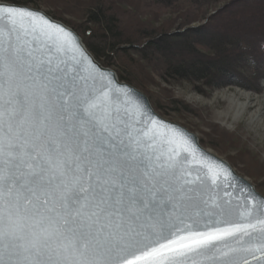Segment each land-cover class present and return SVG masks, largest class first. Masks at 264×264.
<instances>
[{"label":"snow or ice","instance_id":"obj_1","mask_svg":"<svg viewBox=\"0 0 264 264\" xmlns=\"http://www.w3.org/2000/svg\"><path fill=\"white\" fill-rule=\"evenodd\" d=\"M0 20L9 25L7 38L0 29V264H248L235 254L264 255V197L241 189L234 204L194 186L181 155L195 154L189 138L166 130L157 151L158 133L136 127L146 109L112 86L69 29L3 4ZM209 172L215 183V166ZM229 239L238 246L220 245Z\"/></svg>","mask_w":264,"mask_h":264},{"label":"trees","instance_id":"obj_2","mask_svg":"<svg viewBox=\"0 0 264 264\" xmlns=\"http://www.w3.org/2000/svg\"><path fill=\"white\" fill-rule=\"evenodd\" d=\"M0 1L42 2L49 15L77 31L98 62L148 94L156 76L199 91L239 86L260 92L264 0ZM196 20L206 22L187 27ZM164 92L151 99L159 113L193 114L186 101Z\"/></svg>","mask_w":264,"mask_h":264},{"label":"rangeland","instance_id":"obj_3","mask_svg":"<svg viewBox=\"0 0 264 264\" xmlns=\"http://www.w3.org/2000/svg\"><path fill=\"white\" fill-rule=\"evenodd\" d=\"M27 6L46 13L52 11L39 1L37 4L30 3ZM166 14L164 16H169ZM64 17L72 19L71 16ZM203 22L206 20L191 21L187 27L198 26ZM109 68L117 72L116 68L111 66ZM259 73L264 75L261 70ZM154 81L157 83L149 88V94L132 85L144 92L150 101L152 95L157 96L161 91H166L164 93L167 95L186 101L193 114L171 111L170 114L163 113V116L197 134L200 143L205 148L207 147L215 155L218 154L229 161L238 173L247 177L258 191L264 194V78L258 82V87H260L258 93L254 89L239 86H225L214 91H199L193 84L186 81H169L158 76ZM236 89L252 93L249 98L250 102L240 111V114H237L238 105L233 104L227 94L229 91L235 92ZM154 108L159 113L155 106ZM261 166L263 169L259 172L258 169Z\"/></svg>","mask_w":264,"mask_h":264},{"label":"water","instance_id":"obj_4","mask_svg":"<svg viewBox=\"0 0 264 264\" xmlns=\"http://www.w3.org/2000/svg\"><path fill=\"white\" fill-rule=\"evenodd\" d=\"M0 4L37 10L43 13L51 21L63 25L65 28L69 29L72 33H74L75 36L78 38L81 46L89 55L91 60L95 63V65L98 66L100 69L104 70L105 73L109 76V78L113 80L112 86L120 87L125 92L131 90V96L133 98L132 103L134 104L136 101H139L140 104H142L143 107L146 109V114L143 117V124H138L136 125V127L144 128V126L146 125L145 130L148 132L149 136H152L154 132L158 133V136L156 138L157 151H166V146L162 144L163 140L166 138V130L170 132L172 128H175L176 130H179L184 133L189 138L192 148L195 150L194 155H189L188 153H181L182 156L187 157L185 163V170L191 172V176L188 177V179L195 181L194 186L202 188L206 195L210 194L218 201L231 200L234 204L238 201L241 203L243 202L245 193H243L241 189H250L254 191V193L258 194L260 197H264V194H261L258 191L257 187L254 186V184L247 177L238 173L233 167V165L229 163V161L223 159L218 154L215 155L207 147L205 148L200 143L197 134L192 133L185 126H182L181 124L176 123L174 121H170L166 119L163 115L159 114L155 110L150 99L144 92H142L140 89H137L128 82L121 81L118 78L117 72H114L109 67L102 66V64L96 60L93 53L88 51L84 41L81 39L76 30H74L70 26H67L64 22L60 20H55L48 13L37 8L34 9L27 5H20L16 3L13 4L6 1H0ZM8 27L9 25L7 24L6 20H0V29L4 30L5 38H7L9 35ZM123 107L124 105H121V108ZM129 109L130 111L132 110L131 106H129ZM147 113H151L152 117L155 118V124L148 123ZM135 119L141 120L142 118L137 115L135 116ZM213 166H215L216 173L215 183L212 182V174L209 172V168ZM196 177H200V180H196ZM201 181L203 182L202 185ZM195 230L204 231L206 229L203 227V224H201V226H199ZM224 243H227L233 247L238 246L231 239L220 242V245L223 246ZM248 243H250V241L247 237H245V240L242 242V244L247 246ZM235 258L241 262L243 260H247L248 264H264V255H262L260 252H255L252 255L240 252L235 254ZM208 264H210V262H208Z\"/></svg>","mask_w":264,"mask_h":264},{"label":"bare ground","instance_id":"obj_5","mask_svg":"<svg viewBox=\"0 0 264 264\" xmlns=\"http://www.w3.org/2000/svg\"><path fill=\"white\" fill-rule=\"evenodd\" d=\"M227 94L230 96L231 101L233 104H237V114H240V111L244 109L247 104L250 102V97L252 93L246 92L243 89H236V91H229Z\"/></svg>","mask_w":264,"mask_h":264}]
</instances>
